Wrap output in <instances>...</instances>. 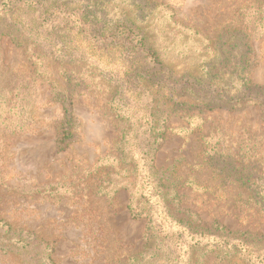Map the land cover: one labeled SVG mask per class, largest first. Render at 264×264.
I'll list each match as a JSON object with an SVG mask.
<instances>
[{
  "label": "trees",
  "instance_id": "obj_1",
  "mask_svg": "<svg viewBox=\"0 0 264 264\" xmlns=\"http://www.w3.org/2000/svg\"><path fill=\"white\" fill-rule=\"evenodd\" d=\"M46 2L0 0V38L6 36L19 47L29 46V52L36 47L37 55L33 52L31 56H35L30 57L35 60L33 63H41L42 58L57 65L70 63L73 58L84 61L85 53H78V39L89 49L104 54L120 49L126 52L128 62L121 68L125 72L121 78L106 83L104 101L116 132V165L110 166L105 184L99 183L97 194L109 197L104 189L112 185L127 190L130 218L145 224L143 253L151 259L148 264H156L157 253L164 246L171 264H206L209 256L224 264H264V234L232 232L218 222L204 225L194 211L181 205L183 197L178 190L206 187L196 178L178 176L175 165L168 170L155 166L156 153L167 132H173L168 126L170 117L179 112L186 126L174 131L184 136L195 130L199 133L201 163L195 165L210 170L221 181L218 186L238 188L241 193L236 203L264 223V132L253 135L241 129L233 138L218 128H211L207 135L201 133L204 111L232 113L250 106L258 110L264 124V86L249 79L251 41L264 37V0H244L213 40L183 27L200 41V47L196 50L194 70L179 73L159 59L154 48L155 36L150 35L149 18L126 15L107 22L77 17ZM135 7L149 13L158 9L150 0H140ZM167 23L165 35L175 25L174 21ZM63 76V89L49 80L53 97L62 103L63 109L56 130L58 150L73 137L69 127L71 97L76 91H84L82 81L74 74L63 72ZM0 94L9 98L16 111L15 120L3 117L0 130L21 132L22 128L14 127L24 117L25 93L16 88ZM0 253L16 255L20 264H55L47 243L9 224H0ZM142 256L140 253L139 257ZM137 259L132 257L128 261Z\"/></svg>",
  "mask_w": 264,
  "mask_h": 264
},
{
  "label": "rangeland",
  "instance_id": "obj_2",
  "mask_svg": "<svg viewBox=\"0 0 264 264\" xmlns=\"http://www.w3.org/2000/svg\"><path fill=\"white\" fill-rule=\"evenodd\" d=\"M46 1L77 17L107 22L126 15L149 18L150 35L155 36L154 48L159 59L179 73L194 70L196 50L200 47V41L182 28L195 29L213 40L244 0H150L158 6L152 13L135 7L140 0ZM169 21L175 25L165 35L164 26ZM77 45L78 53H85L84 61L73 58L70 63L57 65L42 58L41 63H33L30 57L35 56H31L33 52L37 55L36 47L29 52V46L19 47L6 36L0 38V93L18 88L27 98L24 117L14 127L22 128L21 132L0 130V224L31 232L47 243L55 264H148L151 259L143 253L145 224L130 218L127 190L112 185L104 189L109 197L97 194L99 183L105 184L110 166L116 165V132L104 101L106 83L121 78L125 72L121 68L128 62L126 52L120 49L104 54L89 49L81 39ZM251 47L249 79L264 86V37L253 39ZM63 72L82 81L84 91H76L71 97L69 127L73 137L58 150L56 130L63 109L62 103L53 97L49 80L63 89ZM0 95V121L5 115L15 120V108L6 95ZM201 117V133L205 135L211 128L232 138L241 129L253 135L264 132L258 110L250 106L232 113L204 111ZM168 126L173 132H167L156 153L155 166L168 170L175 165L178 176L196 178L206 187L196 191L179 189L181 205L194 211L206 226L218 222L232 232L264 234V223L258 216L245 213L247 208L236 203L241 191L227 184L218 186L221 181L210 170L195 165L201 163L199 133L195 130L184 136L174 131L186 126L179 112L171 115ZM166 252L165 246L158 251L156 264L173 263ZM132 257H137V261H128ZM0 264L20 261L14 254L0 253ZM206 264L224 263L209 256Z\"/></svg>",
  "mask_w": 264,
  "mask_h": 264
}]
</instances>
